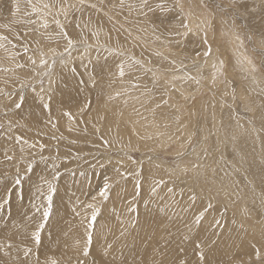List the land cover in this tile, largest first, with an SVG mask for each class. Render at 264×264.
<instances>
[{"label": "snow or ice", "instance_id": "obj_1", "mask_svg": "<svg viewBox=\"0 0 264 264\" xmlns=\"http://www.w3.org/2000/svg\"><path fill=\"white\" fill-rule=\"evenodd\" d=\"M112 7L116 8L117 5L114 4ZM118 7L122 10L125 7V0H118ZM196 7L201 9L199 13L194 9L191 0H136V3L128 5L130 13L132 10H136L138 14V19L134 22L137 26L138 35L133 37L132 31L128 28L122 30L127 33V37H132L146 51H150L153 56L171 66L167 67L161 64L154 67L149 66L152 65L150 59L143 60L137 59L135 56L125 55L126 49L122 45L116 48L100 42L103 29L92 27L91 16L87 20L82 19L86 8L97 9L95 3H88L86 0H74V2L43 0L42 5H40L33 3V0H10L7 22L0 23V29L8 33L0 34V50L5 53L6 58L14 67L0 66V72H11L10 79L14 83L18 82L20 86L19 88L13 86L11 90L0 88V129L13 134L16 128L22 126L20 116L27 101L26 89H30L35 94L34 99L39 101L37 106L40 107L42 113H48V115L43 120L33 117L32 120L25 122L29 128L34 125H42L36 127L37 139L33 142L29 143V140L23 138L22 135H12L15 143L20 145L21 155L19 158L15 155H9L8 150L4 151L5 161H15L12 164L15 172L12 174L11 181L8 180L7 173H0V185L3 186L2 194H0V211L10 209L14 195L17 200L21 201V208L23 209L24 185L32 181L33 175L39 168V163H45L46 167L40 171L39 181L35 183V195L29 201L32 211L18 213L19 220L10 212L7 217H0V224L3 225L0 228V264H116L115 245L108 240L111 229L109 226L110 217L107 216L106 209L111 199L120 197L121 180L127 181L131 177L134 180L133 195L132 199L127 201V212H137L135 201L143 196V181L141 179L143 168L142 161L134 159L131 153L133 151L139 152L140 149L139 147L133 148L130 142L127 146L121 145L115 154L117 158L113 163V141L101 136L97 150L102 147L105 151L101 152L99 157L94 156L93 160L96 161V164H90V166L95 168L99 165L105 172H108L107 165H112L116 176H105L103 185L99 187L95 195H91V201L84 204L82 208L74 207L72 209L75 220L73 227L67 230L62 228L60 232H46V229L52 228V220L58 212L55 201L59 198L57 182L62 173L59 170L60 164H57L56 160L60 159L59 141L64 139L63 135H56L59 132L58 121L66 117L69 133L83 131L87 136L88 128L80 129L79 124L86 125L89 122L92 110L91 101L86 98L85 103L76 105L78 111L74 114L70 103L72 98L69 97V102L64 99L59 101L61 115L57 117L56 121L52 119V103L57 90L53 86L56 84L53 78L54 69L59 64L61 71L66 69L75 75L77 71L73 66L75 60L79 59L81 64H84L87 58L88 64L85 65V73L88 75L87 83L91 85L89 91L98 90L97 103L103 101L105 97L101 84L106 74L110 76L109 87L115 79L122 81L126 76L135 74L136 82L131 84V89L139 92V95L133 97L132 91L125 89L123 93L117 92L115 96L110 93L107 94V99H116L124 94L132 97L140 103L141 107H144L147 103L155 100L158 93L159 100L150 111L155 115L157 109L171 108L177 113L173 117L174 122L178 125L177 131H180V114L184 111V105L178 102L170 103L173 93H178L187 102L195 100L196 93L204 94L207 91L211 93L212 100L215 102L211 104L212 108L219 104L221 108L227 107L231 111L232 106L237 101V95L235 88L226 78L224 61L213 62L214 71L210 79L203 77V67L213 56L212 43L208 39V33L209 30L215 31L217 22H219L222 27L226 26L231 35L235 37L238 47H244V40L237 31L239 21L255 20L257 16L264 21V0H219V3H216L215 0L211 3L208 0H199ZM77 12L81 13L79 20L74 16V13ZM33 16L38 18L39 23L37 19H32ZM61 16L64 18L63 21L60 19ZM70 16L72 19H69ZM49 17H51V21H49ZM109 19L111 20L112 17L109 16ZM17 24L23 25V28L18 30L13 27ZM53 24L55 25L54 28L51 27ZM70 26L79 29L76 36H72L68 31ZM113 28H116L115 21H113ZM116 30L119 33L121 29ZM89 32L92 43L88 42L87 33ZM149 32L154 38L151 43L164 46L172 57L171 59L164 56L161 51L151 48L149 40L145 38ZM9 35H11V39ZM253 35H247V39L252 41ZM60 40H64L66 43L64 44V51L57 56L51 44H58ZM259 43L260 51L257 53L260 57L259 65L246 54L238 57L237 63L250 78V84L259 87V94L264 96V31L260 33ZM117 44L119 45V40H117ZM190 46L192 47L191 52H189ZM200 48L203 49L202 52L199 51ZM73 51L79 52L80 55L74 57ZM92 51L96 52L94 61L91 57ZM101 52L107 53V55H101ZM253 52H256L255 48ZM185 53L188 54L185 55ZM109 57L114 58L115 72L111 70V65L108 62ZM178 59L179 63H177ZM201 60H203V64L200 63ZM90 66L91 71H89ZM26 68L28 72H23ZM145 78L148 79V82L142 83L141 81ZM45 79L48 81L47 88L44 86ZM4 83L7 84L8 81L4 80ZM85 83L81 79L77 88H83ZM37 84L39 85L38 88ZM186 85L188 87H185ZM192 85H195V92L189 91ZM127 103L128 101L125 100V104ZM135 111L140 115L138 109ZM99 119L103 120L104 117L99 116ZM213 119H215L214 115ZM164 127L168 128L169 125L165 124ZM242 127L237 121V128ZM252 131H257L254 126ZM98 132H100V128L93 124V134ZM260 132H264V128H261ZM49 135L57 143L49 145L41 142L40 138ZM164 135V132H157L156 134L157 138ZM147 138L152 139V136L149 135ZM236 138V135L233 134L232 141L235 142ZM191 142L192 138L189 137L188 143L191 144ZM71 143L74 144L76 141L72 140ZM24 146H27L30 159L24 155ZM262 149H264V143H262ZM45 151L48 152V155H44ZM195 152L196 149L193 148V153ZM204 153L206 158L207 149H204ZM177 155L183 159L187 153H178ZM237 155L239 156V167H234V172L238 173L244 169L246 159L242 155ZM37 156L39 161L36 159ZM151 159L149 157L150 161ZM49 161H51L50 164ZM129 161L131 164L137 165V169L128 170L126 164ZM64 163H67V157L64 158ZM21 165H23V169H21ZM261 165L262 187L259 199L261 206L264 207V156L261 158ZM206 167L199 155L195 161L191 162L190 166L184 165L182 167L181 163H176L168 173L169 180L161 178L153 181L148 191V199L144 200L145 207H148L149 203L159 196L158 190L161 187L167 188V192L174 202L175 188L168 187V184L179 181L181 176H187L190 172L199 175L200 170L206 169ZM48 169H51L50 178L44 175ZM244 171L246 173L247 169ZM74 174L75 172H73ZM80 175H84V173L81 172ZM228 175L231 174H225L226 177ZM245 178H247L246 175ZM237 189L238 182L231 180L227 184L222 182L214 194L209 192L208 203L203 205L201 200L204 212L200 213L198 218L194 220V226L203 231L202 222L206 219L204 213L209 210L214 209L219 212L222 206L227 212L228 205L235 202L233 197L241 195ZM181 195H184L183 189H181ZM198 197H201V193H198L195 188H190L187 193L189 203L195 206ZM213 198L217 201L216 205L212 203ZM160 199L162 200L163 197ZM37 200L39 203L36 202ZM248 211L247 208L244 209L245 214ZM128 223L135 228L137 221L129 217ZM214 223L217 227H222L220 220H215ZM185 226L187 227V222H185ZM201 231H197L193 235L191 228H187V231L184 232L177 229L180 243L177 244L176 257L170 264H209L208 254L204 251L208 242L201 238ZM124 234V230H121L120 235L123 236ZM212 236L217 237L218 234L213 231ZM13 237L16 238L17 242H13ZM209 242L216 245L217 239L210 238ZM189 244L192 246L194 259H183L180 254L183 253V256H187L188 248L181 245ZM229 255L230 259L219 261L218 264H264V238L259 245L251 243L248 251H244V243L242 242L239 250L232 251ZM120 264H126V261L121 259ZM133 264H137V262L133 261ZM139 264H148V261L141 260ZM151 264H158L155 256ZM159 264H164V261H159Z\"/></svg>", "mask_w": 264, "mask_h": 264}, {"label": "rangeland", "instance_id": "obj_2", "mask_svg": "<svg viewBox=\"0 0 264 264\" xmlns=\"http://www.w3.org/2000/svg\"><path fill=\"white\" fill-rule=\"evenodd\" d=\"M42 2L43 0H33V3L40 5H42ZM69 2H74V0H69ZM86 2L97 4V9L95 10L86 8L82 19L87 20L91 16L93 20L92 27L103 29L100 35L101 43L116 48L122 45L126 49L125 55L135 56L137 59L152 60V65L149 66L158 67L161 64L167 66L165 61L156 58L150 51H146L141 44H138L132 37H127V33L122 30L123 28H128L132 31L133 37L138 35L137 26L134 23L138 19V14L136 10H132L130 13L128 8V5L136 3V0H125V7L122 10L118 7V0H86ZM198 2L199 0H191L197 13L201 11V9L196 7ZM208 2L211 3L213 0H208ZM215 2L219 3V0H215ZM114 4L117 5L116 8L112 7ZM9 6L10 0H0V23L7 22ZM74 16L79 20L81 13H74ZM109 16L112 17L111 20ZM32 19H37L39 23L36 16H33ZM48 19L51 21V17ZM60 19L63 21L64 18L61 16ZM69 19H72V17L70 16ZM113 21L116 22L115 29L113 28ZM13 27L20 30L23 25L17 24ZM51 27L54 28L55 25L53 24ZM116 29L121 30L118 33ZM68 31L72 36H76L79 29L70 26ZM237 31L244 40V47L242 48L238 47V42L235 41V37L231 35L228 28L226 26L222 27L219 22H217L215 31L209 30L208 39L212 43L213 56L203 67V77L210 79L213 72L212 63L220 60L224 61L226 78L236 90V103L230 111L227 107L221 108L219 104L212 108L211 104L215 102L212 100L211 93L207 91L204 94L196 93L195 100L187 102L178 93H173L170 103L178 102L184 105V111L180 114V131H177L178 125L173 119L177 113L171 108L162 107L157 109L155 115L150 111L159 100L158 93L156 99L151 103H147L144 107H141L140 103L132 97L124 94L116 99H107V94L109 93L115 96L117 92L123 93L125 89L132 91L131 84L136 82L134 79L135 74L126 76L122 81L115 79L110 87V76L106 74L101 84L105 97L103 101L97 103L98 90L89 91L91 85L87 83L88 75L85 73V65L88 64L87 58L84 64H81L79 59L75 60L73 65L77 70L75 75L66 69L61 71L59 64H57L53 74V78L56 81L53 86L57 90L52 103V119L56 121L57 117L61 115L59 101L64 99L69 102V97L72 98L70 103L74 114L78 111L76 105L85 103L86 98L91 101L92 110L89 122L86 125L79 124L80 129L88 128L87 136H85L83 131L69 133L67 131L68 120L66 117L58 121L59 132L56 135H63L64 139L59 141L60 159L56 160V163L60 164L59 170L62 175L57 182L59 198L56 199L55 203L58 212L52 220V228L46 229V232H60L62 228L67 230L73 227L75 220L72 209L74 207L82 208L84 204L90 202L91 195H95L99 187L103 185L105 176H116L112 165H107L108 172H105L99 165L95 168L90 166V164H96L93 157H99L100 153L105 151L102 147L97 150L99 138L103 136L113 141V163H115L117 158L115 154L120 146H127L130 142L133 148L139 147L140 151H133L131 155L134 159L142 161L143 168V176L141 177L143 181V196L135 201L137 212H127V201L131 200L133 195L134 180L131 177L127 181L121 180L119 186L120 197L111 199L107 205L106 214L110 217L109 226L111 229L108 240L115 245L116 264H120L121 259L125 260L126 264H133V261L139 264L141 260H146L148 264H151L154 256L158 264L161 260L164 261V264H170L176 257L177 244L180 243L177 229L184 232L187 231V228H191L193 235L197 231H201L194 226V220L198 218L200 213L204 212L201 200L203 205H206L209 192L214 194L222 182L227 184L231 180L238 182L237 190L241 193L238 198L237 196L233 197L235 204L230 203L227 212L221 206L219 212L212 209L204 213L206 219L202 222L203 231H201V238L208 242V246L204 249L208 254V262L209 264H218L219 261L230 259L229 254L232 251L239 250L242 242L244 243V251L249 250L251 243L259 245L262 238H264V207L261 206L259 199L262 187L261 158L264 156V149H262L264 132H260V129L264 128V96L259 94V87L250 84V78L247 77V74L237 63V59L239 56L246 54L252 57L259 65L260 57L257 53L260 51L259 37L261 31H264V21L259 16L255 20H240ZM0 34L8 33L0 29ZM249 34H254L252 41L247 39ZM87 35L89 36L88 42L92 43L90 32ZM9 38H12L11 35H9ZM145 38L149 40L152 49L161 51L169 59L172 58L164 46L158 43H151L154 38L150 32L145 35ZM117 40H119V45ZM65 43L64 40H60L58 44H51L57 56L64 51ZM254 48L256 52H253ZM191 51L192 47L190 46L189 52ZM199 51L202 52L203 49L200 48ZM187 54L185 53V55ZM79 55V52L73 51L74 57ZM101 55H107V53L101 52ZM95 56L96 52L92 51L91 57L93 61ZM115 59L118 60L119 58ZM178 61L177 63H179ZM108 62L111 65L112 72H115L114 58L109 57ZM0 66L14 67L2 50H0ZM168 66L170 67V65ZM89 71H91V66ZM23 72H28V69H24ZM193 74L195 75L196 73ZM11 76V72H0V88H5V90H11L13 86L19 88V83H14L10 79ZM81 79L86 82L85 86L77 88V84ZM4 80H7L8 83L5 84ZM141 82L147 83L148 79L145 78ZM44 86L45 88L48 87L47 79H45ZM38 87L39 85L37 84ZM185 87L188 86L186 85ZM189 91L195 92V85H192ZM25 95L27 101L20 116V124L22 126L16 128L13 134L0 129V173H7L9 181H11L12 174L15 172L12 166L15 161H5L4 151L8 150L9 155H15L17 158L21 155L19 151L20 145L15 143L12 135H22L23 138L29 140V143L33 142V140L37 139L36 127L42 125H34L29 128L25 122L32 120L33 117L43 120L48 115V113L41 112L40 107L37 106L39 101L34 99L35 94L30 89L25 90ZM136 95H139V92L132 91V96ZM125 100L128 101L127 104H125ZM135 109L139 110L140 115L137 114ZM65 110L67 111L68 109L66 108ZM213 115L216 120L213 119ZM99 116H103L104 119L100 120ZM127 121L130 124L129 129L123 126L126 123L128 125ZM237 121L243 126L242 128H237ZM93 124L100 128V132L93 134ZM165 124H168L169 127L165 128ZM252 125L255 126L257 131H252ZM151 127L154 128V131L149 134L147 131ZM157 132H164L165 135L157 138ZM173 134L174 136H172ZM233 134L237 137L235 142L232 141ZM149 135L152 136V139L147 138ZM189 137L192 138L191 144L188 143ZM206 137L207 139H205ZM40 139L41 142L49 145L57 143V141L51 139L50 135ZM72 140H75L76 143H71ZM24 147V155L30 159L31 156L28 155L27 146ZM193 148L196 149L195 153H193ZM204 149H207L206 158ZM178 153H187V155L182 160L177 155ZM195 154L199 155L201 161L207 165L206 169L200 170V176L190 172L187 176H181L179 181L170 182L168 187L175 188L174 202L167 192V188L161 187L158 190L159 196L153 199L148 207H145L144 200L148 199V191L153 181L161 178L169 180L168 173L171 168L178 162L181 163L182 167L184 165L190 166L191 162L196 160L197 155ZM237 154L244 156L246 159L244 165V169H247L246 173L244 169L238 173L234 172V167H239V156ZM44 155H48V152L45 151ZM65 157H67L66 164L64 163ZM149 157L152 158L151 161ZM36 159L39 161L38 156ZM48 163L50 164L51 161ZM45 167V163H39V168L36 174L33 175L32 181L24 185L25 199L23 201V209L21 208V201L17 200L14 195L12 206L10 209L0 211V217H7L10 212L12 216L19 220L20 216L18 213L21 211H32L29 201L35 195V183L39 181L40 171L44 170ZM126 167L128 170L137 169V165L131 164L130 161L127 162ZM21 169H23V165H21ZM121 170L123 171L124 169ZM73 172H75L74 175ZM81 172L84 175H80ZM226 173L231 175L226 177ZM44 175L50 178L51 169L45 171ZM245 175L247 178H245ZM212 185L213 187L211 188ZM190 188H195L198 193H201V197H198L195 206L189 203L187 199V193ZM181 189H183L184 195H181ZM2 191L3 186L0 185V194H2ZM161 197H163L162 200L160 199ZM36 202L39 203V200ZM212 203L216 205L217 201L213 198ZM245 208L249 210L247 212L249 216L244 213ZM222 213L223 215H221ZM129 217L137 221L135 228L128 223ZM215 220H220L222 227H217L214 223ZM185 222H187V227ZM2 227L3 225L0 224V228ZM121 230L125 232L123 236L120 235ZM213 231L218 234L217 237L212 236ZM220 233L222 235H219ZM210 238L217 239V244L213 245L210 243ZM13 242H17L15 237H13ZM181 246L188 248L187 256H183V253L180 254L182 258L194 259L192 246L190 244Z\"/></svg>", "mask_w": 264, "mask_h": 264}, {"label": "bare ground", "instance_id": "obj_3", "mask_svg": "<svg viewBox=\"0 0 264 264\" xmlns=\"http://www.w3.org/2000/svg\"><path fill=\"white\" fill-rule=\"evenodd\" d=\"M199 12V11H198ZM214 37V36H213ZM212 37V38H213ZM236 41V40H235ZM258 43V42H257ZM158 49V48H157ZM241 49V48H240ZM166 54V53H165ZM168 54V53H167ZM238 55V54H237ZM240 57V56H239ZM169 58V57H168ZM156 60V59H155ZM179 60V59H178ZM201 61H203V60H201ZM210 61V60H209ZM208 61V62H209ZM179 62V61H178ZM212 62V61H211ZM165 63V62H164ZM200 63H203V62H200ZM166 64V63H165ZM209 65V64H208ZM168 66V65H167ZM169 67V66H168ZM171 67V66H170ZM210 67H211V64H210ZM211 69V68H210ZM213 69V68H212ZM214 71V70H213ZM206 72V71H205ZM229 72V71H228ZM208 78V77H207ZM238 79V78H237ZM230 81L232 82V80L230 79ZM239 81V80H238ZM238 83V82H237ZM235 84V83H234ZM47 88V87H46ZM246 99V98H245ZM192 106V105H191ZM236 110V109H235ZM187 111V110H186ZM194 113V112H193ZM216 114H218V113H216ZM176 115V114H175ZM195 116V115H194ZM195 120V119H194ZM216 120V119H215ZM239 121V120H238ZM123 122V121H122ZM128 122V121H127ZM185 122V121H184ZM192 123V122H191ZM127 124V123H126ZM126 124H124L123 126L125 127V128H130V124H129V122H128V125H126ZM223 124V123H222ZM174 125V124H173ZM181 125V124H180ZM183 125V124H182ZM196 125V124H195ZM187 126V125H186ZM253 126V125H252ZM134 127V126H133ZM180 127V126H179ZM255 127V126H254ZM133 129V128H132ZM159 129V128H158ZM162 129V128H161ZM173 129H175L174 127H173ZM190 129V128H189ZM134 130V129H133ZM170 130H172L171 128H170ZM153 131H154V128L153 127H151L147 132L149 133V134H151V133H153ZM156 131V130H155ZM193 131V130H192ZM170 132V131H169ZM194 132V131H193ZM188 133V132H187ZM189 133H191V132H189ZM197 133V132H196ZM193 135V134H192ZM172 136H174V134L172 135ZM168 137H170V136H168ZM192 137V136H191ZM166 139V138H165ZM202 142V141H201ZM200 154V153H199ZM195 155H197V154H195ZM195 159V158H194ZM183 160V159H182ZM207 166V165H206ZM197 175V174H196ZM200 176V175H199ZM209 179V178H208ZM211 180V179H210ZM208 183V182H207ZM200 185V184H199ZM213 187V185L211 186V188ZM216 189V188H215ZM214 189V190H215ZM213 190V189H212ZM238 198V197H237ZM240 202V201H239ZM235 204V203H234ZM239 204V203H238ZM248 215V214H247ZM238 216V215H237ZM245 216V215H244ZM249 216V215H248ZM246 217V216H245Z\"/></svg>", "mask_w": 264, "mask_h": 264}]
</instances>
